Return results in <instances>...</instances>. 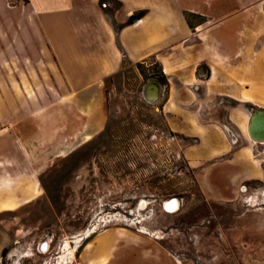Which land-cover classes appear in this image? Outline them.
I'll return each instance as SVG.
<instances>
[{"label":"rangeland","instance_id":"rangeland-1","mask_svg":"<svg viewBox=\"0 0 264 264\" xmlns=\"http://www.w3.org/2000/svg\"><path fill=\"white\" fill-rule=\"evenodd\" d=\"M242 5L225 38L219 18L187 15L188 47L172 56L180 67L165 73L153 55L123 56L74 97L72 143L44 162L40 193L0 215V264H78L84 241L110 226L144 234L184 262L264 264V141L247 130L264 108V0ZM98 7L97 22L106 15L118 30V3ZM152 78L162 93L148 102ZM171 197L173 212L164 208ZM66 241L72 254L63 259Z\"/></svg>","mask_w":264,"mask_h":264},{"label":"crops","instance_id":"crops-1","mask_svg":"<svg viewBox=\"0 0 264 264\" xmlns=\"http://www.w3.org/2000/svg\"><path fill=\"white\" fill-rule=\"evenodd\" d=\"M113 1L118 30L106 15L97 22L99 0H0V215L36 197L44 162L59 157L60 144L72 143L76 95L113 74L123 56L153 55L169 73L167 66L182 65L172 56L193 33L187 15L219 18L225 38L236 3L244 8V0ZM136 12L140 19L126 23ZM78 264L194 263L144 234L110 226L84 241Z\"/></svg>","mask_w":264,"mask_h":264},{"label":"water","instance_id":"water-1","mask_svg":"<svg viewBox=\"0 0 264 264\" xmlns=\"http://www.w3.org/2000/svg\"><path fill=\"white\" fill-rule=\"evenodd\" d=\"M140 15L132 14L130 15L131 22H136L140 19ZM204 69L203 65L199 66V71L202 72ZM162 93V84L156 78H152L145 84L143 88V97L146 101L154 102L156 101ZM249 136L259 142L264 141V108L258 109L254 111L249 120L247 126ZM177 197H171L164 203V208L168 211H175L178 209V205L176 207H172V210H169L168 207L172 204L174 200H177Z\"/></svg>","mask_w":264,"mask_h":264},{"label":"bare ground","instance_id":"bare-ground-1","mask_svg":"<svg viewBox=\"0 0 264 264\" xmlns=\"http://www.w3.org/2000/svg\"><path fill=\"white\" fill-rule=\"evenodd\" d=\"M242 95H243L245 101L252 102L251 97H249L248 95H246V94H244V93H243ZM148 102H149V101H148ZM154 102H155V101H154ZM252 140H253V139H252ZM253 142H255V140H254ZM178 204H179L178 199H177V200H174V201L172 202V204L170 205V207H168V209H169V210H172V209H173L172 207H176ZM142 205H143V204H142ZM170 212H171V211H170ZM94 228H95V227H94ZM91 231H92V230L89 229L88 232H87V235H88ZM63 251L66 252L64 255H61V257H62L63 259H64V257H66L67 254H72V250L70 249L69 244H68L67 241L65 242V245H64V247H63Z\"/></svg>","mask_w":264,"mask_h":264},{"label":"flooded vegetation","instance_id":"flooded-vegetation-1","mask_svg":"<svg viewBox=\"0 0 264 264\" xmlns=\"http://www.w3.org/2000/svg\"><path fill=\"white\" fill-rule=\"evenodd\" d=\"M203 67H204V69H203L202 72L199 71V67H198L197 72H199V73H203V74L207 73V72H208V68H207L206 66H204V65H203ZM247 102H249V101H247Z\"/></svg>","mask_w":264,"mask_h":264},{"label":"built area","instance_id":"built-area-1","mask_svg":"<svg viewBox=\"0 0 264 264\" xmlns=\"http://www.w3.org/2000/svg\"><path fill=\"white\" fill-rule=\"evenodd\" d=\"M107 4L105 1L102 2V6L105 7ZM168 211V210H167ZM101 221H104V218H101ZM93 231V230H92Z\"/></svg>","mask_w":264,"mask_h":264},{"label":"trees","instance_id":"trees-1","mask_svg":"<svg viewBox=\"0 0 264 264\" xmlns=\"http://www.w3.org/2000/svg\"><path fill=\"white\" fill-rule=\"evenodd\" d=\"M25 1V0H24Z\"/></svg>","mask_w":264,"mask_h":264}]
</instances>
